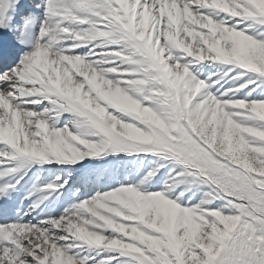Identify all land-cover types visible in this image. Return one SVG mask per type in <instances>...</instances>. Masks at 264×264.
<instances>
[{"label": "snow or ice", "instance_id": "obj_1", "mask_svg": "<svg viewBox=\"0 0 264 264\" xmlns=\"http://www.w3.org/2000/svg\"><path fill=\"white\" fill-rule=\"evenodd\" d=\"M0 264H264V0H0Z\"/></svg>", "mask_w": 264, "mask_h": 264}]
</instances>
